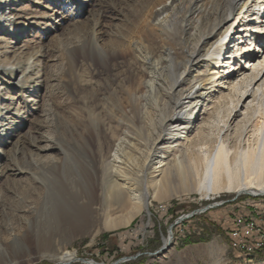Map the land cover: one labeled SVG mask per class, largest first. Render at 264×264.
<instances>
[{"label": "bare ground", "instance_id": "6f19581e", "mask_svg": "<svg viewBox=\"0 0 264 264\" xmlns=\"http://www.w3.org/2000/svg\"><path fill=\"white\" fill-rule=\"evenodd\" d=\"M95 1L74 0L80 5L76 13L80 16V11L89 7L83 14H90ZM177 1L168 0L162 5L160 0V9L152 20L154 28L163 29L165 34L178 32L179 42L186 51L180 61L179 54L171 50L156 56L157 38L153 36L154 29H147L148 18L141 21L138 32L131 31L129 35L134 47L116 43L115 49L110 50L100 46V40L95 38L90 45L83 46L81 62L91 67L106 68L116 54L124 60L135 57L142 64L135 78L127 75L118 87L120 90H114L107 98L113 103V98L117 101V95L123 94L121 104L126 105L132 121L127 122L124 133L115 135L113 145L104 151L101 143L96 148L83 143L84 136L82 144L77 146L40 138L31 128L28 114V102L33 101H27L19 110L14 108L19 100L37 97L35 90L41 83L46 51L40 48L28 53L24 48L34 30L41 26L40 18L32 16L21 0H0V182L26 177L29 182L37 183L43 190L38 205L41 218L48 222L58 221L61 216L81 218L90 208L93 192H100L104 205L115 201L119 207L131 204L134 208L144 204L143 193L147 196L150 189L159 199L197 193L204 198L224 193L264 196V84L256 91L253 89L255 84L264 83V26L253 29L257 35L253 31L248 34L251 28L247 22L252 16L249 14L254 15L258 7L263 13L264 0H211V9L205 8L200 13L192 32L181 26L176 28L177 20L171 21L169 11ZM204 1L188 0L186 13H191L190 19ZM65 2L59 0L58 10L49 9L52 13L44 18L54 29L62 25L63 21L56 19L64 6L73 1ZM261 18L259 24L264 23V15ZM238 27L241 28L235 37L233 32ZM95 32L100 34L98 30ZM21 39L23 44L18 45ZM235 39L245 43L244 47L235 45L237 50L225 57ZM240 57L246 60L243 71L228 62ZM226 65L229 69L223 79L230 80L227 93L220 103L217 101V106L210 108L197 139L192 141L188 131L197 122V110L210 91L209 86L215 85L221 68ZM200 66L209 69L207 77H203ZM195 69L198 75L192 79L191 72ZM232 71L235 73L231 75ZM250 92H255L256 98L250 103V110L245 109L249 113L241 109L234 113ZM240 117L243 119L231 141L232 125ZM97 129L100 130L98 126ZM96 137L98 141L102 139L101 130ZM50 150L61 153L58 170L46 169L38 162ZM0 205L5 204L0 202ZM148 207L146 201L147 211ZM173 239V233L165 237L164 246L169 248ZM43 242L38 238V243ZM9 249L21 252L26 247L17 239L9 245L0 242V258L9 259ZM39 256L51 258L57 264L78 260L69 251L53 255L43 251Z\"/></svg>", "mask_w": 264, "mask_h": 264}, {"label": "rangeland", "instance_id": "374dc122", "mask_svg": "<svg viewBox=\"0 0 264 264\" xmlns=\"http://www.w3.org/2000/svg\"><path fill=\"white\" fill-rule=\"evenodd\" d=\"M65 1L69 3V0ZM72 1L64 6L61 15L56 19L62 20V25L59 29H54L55 26L51 22L45 23L44 18L52 13L49 9L58 10L56 7L59 6V0H21V4L32 16L40 18L38 21L41 23L29 38V45L24 48L28 53L45 48L46 58L41 68V83L35 90L37 97L19 100L14 108L19 110L27 101H33L28 102V114L31 128L40 138H49L66 146H77L82 144L84 136L83 143L87 142L94 148L101 143L104 151H107L113 145V137L121 136L127 129V122L132 121L131 115L126 112V105L121 104L124 97L122 93L117 95L119 102L113 98L111 103L107 98L114 90H120L118 87L127 75L135 78L141 71L142 64L138 59H134L135 57L124 60L116 54L111 57V65L109 63L106 68L99 65L91 67L81 62L83 46L90 45L95 38L100 40V46L110 50L115 49L116 43L134 47L129 35L131 31L138 32L141 21L148 18L147 29H154L153 36L157 38L156 56L171 50L179 54L180 57L177 58L180 61L186 56V51L179 42L178 32L168 35L163 29L154 28L153 16L155 11L160 9V0H96L95 8L93 7L92 12L86 16L83 13L88 11L89 7L83 8L80 11L82 15L79 16L76 10L80 5ZM77 1L79 3L81 0ZM161 2L163 5L168 0ZM187 3L188 0L177 1L170 7L169 15L171 21L177 20L176 28L181 26L190 32L198 16H201L200 13L205 8L211 9L213 2L206 0L199 4L191 19V13H186ZM249 15L252 16L247 18L251 28L248 34H256L255 29L264 26V23L259 24L263 20L261 17L264 11L262 13L258 7L254 15ZM96 16L99 17L96 19ZM257 18L261 19L255 20ZM240 28L238 27L236 33L233 32L234 36L238 35ZM97 30L100 34L95 32ZM257 31L258 35L262 34L261 29ZM23 41L24 39H21L18 45L23 44ZM238 44L240 47L245 45L235 39L230 46V53L225 52V57L232 55L233 51L237 50L235 45ZM252 51H255V47ZM228 62L234 64L238 70L243 71L246 67V60H241V57L230 59ZM199 69L203 70V77L210 74L205 66H200ZM228 69V65L221 68L217 76L218 81L209 86L210 91L197 110V122L188 131L192 141L197 139L199 127H202V123L211 113L210 108L217 106L216 103H220L223 99L221 97L226 95L230 80L223 77L228 73ZM233 73L235 72L232 71L231 75ZM197 75V69L191 72L192 79ZM262 84L263 81L255 84L254 91ZM247 97L248 99L238 104L234 113L239 109L249 113L250 103L256 98V93L250 92ZM241 119L243 117L232 125V136L230 134L229 137L231 141ZM97 126L102 132L100 141L96 137L100 131ZM94 127L95 130L92 131ZM60 159L59 150H50L43 153L38 162L46 169L58 170ZM29 181V178L19 177L0 182V202L5 204L0 205V242L9 245L17 239L26 247V250L21 252L9 249L10 258H0V264H57V261L51 258H40L39 254L43 251L50 255L65 251L74 252L78 260L72 264H226L227 258L230 257L228 237L233 235L237 228L236 220L242 216L246 218L255 213H264V196L224 193L217 197L204 198L197 193L181 198L159 199L155 195L156 192L150 189L147 196L143 193L144 204L137 208L131 204L119 207L115 201L104 205L100 192H93L90 208L81 218L76 216L69 219L61 216L58 221L48 222L41 218L38 212L43 190L37 183ZM146 201L149 205L148 211L145 208ZM193 213L194 216L186 218ZM184 217L183 221L175 225ZM211 223L216 224L220 233L213 234L210 242L186 245L187 239L202 238L205 235V227ZM172 225V245L156 254L164 247V239L169 236ZM38 238L44 242L38 243ZM242 252L251 256L262 254L260 259H264V253L255 254L254 251L250 253L247 250Z\"/></svg>", "mask_w": 264, "mask_h": 264}, {"label": "built area", "instance_id": "2783aa9c", "mask_svg": "<svg viewBox=\"0 0 264 264\" xmlns=\"http://www.w3.org/2000/svg\"><path fill=\"white\" fill-rule=\"evenodd\" d=\"M236 230L233 231L235 243L233 248L246 251L253 250L255 254L264 253V213H258L238 218Z\"/></svg>", "mask_w": 264, "mask_h": 264}, {"label": "crops", "instance_id": "0c3cea01", "mask_svg": "<svg viewBox=\"0 0 264 264\" xmlns=\"http://www.w3.org/2000/svg\"><path fill=\"white\" fill-rule=\"evenodd\" d=\"M235 243V239L230 236L228 237V247L230 249V257L227 258L226 264H264V259H260L263 255L251 256L247 255L244 252L234 249L233 244Z\"/></svg>", "mask_w": 264, "mask_h": 264}, {"label": "trees", "instance_id": "16d2710c", "mask_svg": "<svg viewBox=\"0 0 264 264\" xmlns=\"http://www.w3.org/2000/svg\"><path fill=\"white\" fill-rule=\"evenodd\" d=\"M205 235L202 238H192L186 240V245L198 244V243H208L211 241V236L214 234H219L220 229L216 224L211 223L209 226L205 227Z\"/></svg>", "mask_w": 264, "mask_h": 264}, {"label": "water", "instance_id": "95a60500", "mask_svg": "<svg viewBox=\"0 0 264 264\" xmlns=\"http://www.w3.org/2000/svg\"><path fill=\"white\" fill-rule=\"evenodd\" d=\"M205 211H206V210H205ZM194 215H195V214L193 213V214L187 216L186 218L192 217V216H194ZM183 219H185V217L179 219V220L175 223V225L178 224L179 222L183 221ZM173 227H174V225L170 226L169 235L172 234V229H173ZM165 249H167V248L164 246V247H163L160 251H158L156 254H159L160 252H163Z\"/></svg>", "mask_w": 264, "mask_h": 264}]
</instances>
